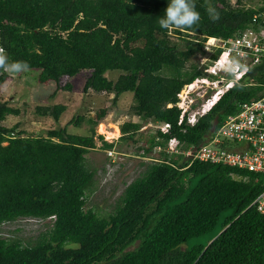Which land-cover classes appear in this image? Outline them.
Masks as SVG:
<instances>
[{
  "label": "trees",
  "instance_id": "obj_1",
  "mask_svg": "<svg viewBox=\"0 0 264 264\" xmlns=\"http://www.w3.org/2000/svg\"><path fill=\"white\" fill-rule=\"evenodd\" d=\"M243 1L209 0L219 14L213 20L205 0H194L200 21L169 32L158 23L169 0H0V37L8 61L39 70L41 83L58 84L63 76L88 71L85 93L110 92L116 100L131 92L134 116L168 124L142 147L145 156L173 137L181 149L203 142L227 115L263 92L264 63L193 125L186 116L178 124L180 91L196 78H214L205 69L220 49L204 50L206 39L233 36L256 14L264 27V5L245 7ZM196 53L205 62L187 65ZM115 70V80L105 76ZM1 75L0 82L10 76L3 70ZM247 77L255 83L245 85ZM65 110L61 103L35 107L38 116L55 121ZM19 113L0 102V264H264V214L252 204L264 174L197 160L188 165L180 154L162 150L158 161L142 162L144 171L126 185L114 209L101 215L85 208L96 173L86 154L95 138L102 149L114 147L95 133L106 109L71 119L75 127L86 120L87 135L62 127L32 136L2 124ZM139 129L140 122L125 121L118 139L134 140ZM22 218H48L52 225L33 242L2 236L3 224Z\"/></svg>",
  "mask_w": 264,
  "mask_h": 264
},
{
  "label": "rangeland",
  "instance_id": "obj_2",
  "mask_svg": "<svg viewBox=\"0 0 264 264\" xmlns=\"http://www.w3.org/2000/svg\"><path fill=\"white\" fill-rule=\"evenodd\" d=\"M233 3V1H231ZM245 7L256 8L264 5V0H244ZM171 40L183 47V42L175 36ZM202 54H193L187 63H197L199 66L205 62ZM225 75L228 71L224 68L219 71ZM39 70L31 69L21 73H9L8 79L4 80L0 87V102H7L10 106L18 108V115H10L2 122L4 126H17V130H23L27 135H44L47 129H58L65 127L66 131L76 135H87L89 124L83 120L79 127L70 123L71 119L81 115L84 119L95 117L106 109L105 117L95 126L96 135H103L105 141L113 142L114 147L110 150L101 148V141L95 138V148L86 154L88 165L95 169V184L92 192L86 199L85 208H92L101 215L111 212L124 188L133 179L138 177L145 169L142 162H149V158H158L159 152L152 150L145 156L139 155L142 147H146L148 139L154 135L156 129L161 127L149 121H140L131 113L132 93L125 92L116 100L113 93L106 92H83V85L88 76V71L69 77L63 76L59 83L38 81ZM120 71H110L105 76L115 80ZM66 85L70 88L66 89ZM187 89L184 87L180 94L184 95ZM211 84L197 82L188 96L186 107L194 105L193 110H198L203 102L211 95ZM61 103L66 105V110L61 114L58 121L51 117L38 116L35 113L37 105H52ZM191 108V109H192ZM125 121L140 122V129L134 140H120L119 125ZM101 125L105 126L108 134L99 131ZM116 134H113L115 131ZM52 225V219L22 218L1 226L3 237L21 238L24 242H33L44 231ZM135 245L131 246L133 248Z\"/></svg>",
  "mask_w": 264,
  "mask_h": 264
},
{
  "label": "built area",
  "instance_id": "obj_3",
  "mask_svg": "<svg viewBox=\"0 0 264 264\" xmlns=\"http://www.w3.org/2000/svg\"><path fill=\"white\" fill-rule=\"evenodd\" d=\"M259 16L261 14L254 15L251 24L233 36L227 38L208 37L206 39L204 50L220 49L216 60L205 69V72L213 75L214 78L212 80L206 77L196 78L185 86L187 91L184 95L178 94L179 102L176 106L181 109L178 124L186 116V123L193 125L198 117L207 112L227 89L244 79L250 69L264 63V27L257 25ZM0 47L4 48L1 37ZM232 58H236L246 65L247 71L242 72L238 77L230 72L221 75L219 71ZM1 71L0 69V78ZM8 78L9 76H6L0 82V87ZM199 81L211 84L212 92L200 109L193 110L192 104L186 107V102L188 96L191 95V90ZM254 83L253 79L248 78L245 85ZM186 112H188L187 115H185ZM159 125H161L159 127L161 131H166L168 124ZM153 150L180 154L183 160L188 162V165L197 160L264 174V90L257 98L243 102L236 113L227 115L203 142L191 145L187 149H181L178 140L173 137L167 141L163 149L156 147ZM139 155H143L142 151ZM147 160L158 161L157 158ZM252 204L258 212L264 214V184Z\"/></svg>",
  "mask_w": 264,
  "mask_h": 264
},
{
  "label": "clouds",
  "instance_id": "obj_4",
  "mask_svg": "<svg viewBox=\"0 0 264 264\" xmlns=\"http://www.w3.org/2000/svg\"><path fill=\"white\" fill-rule=\"evenodd\" d=\"M205 5L211 19H219V14L209 0H205ZM200 18V13L196 10L194 0H169L165 15L159 18L158 23L161 28L167 29L169 32L174 29L183 31L196 25ZM0 69L8 73H21L28 71L29 65L25 61L9 62L5 49L0 47ZM224 69L237 77L242 72L247 71L246 65L236 58L228 60L224 65Z\"/></svg>",
  "mask_w": 264,
  "mask_h": 264
},
{
  "label": "bare ground",
  "instance_id": "obj_5",
  "mask_svg": "<svg viewBox=\"0 0 264 264\" xmlns=\"http://www.w3.org/2000/svg\"><path fill=\"white\" fill-rule=\"evenodd\" d=\"M99 131L100 132H102V133H106V134H108V138H110V134L109 133H107L106 131H105V126L104 125H101L100 127H99ZM118 131L116 130L113 134H116ZM112 137V136H111Z\"/></svg>",
  "mask_w": 264,
  "mask_h": 264
}]
</instances>
